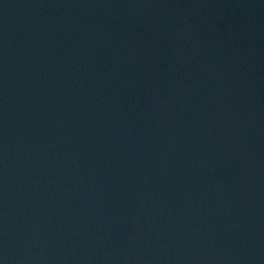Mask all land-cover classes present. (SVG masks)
I'll return each instance as SVG.
<instances>
[{
    "label": "water",
    "instance_id": "95a60500",
    "mask_svg": "<svg viewBox=\"0 0 264 264\" xmlns=\"http://www.w3.org/2000/svg\"><path fill=\"white\" fill-rule=\"evenodd\" d=\"M0 264H264V0H0Z\"/></svg>",
    "mask_w": 264,
    "mask_h": 264
}]
</instances>
